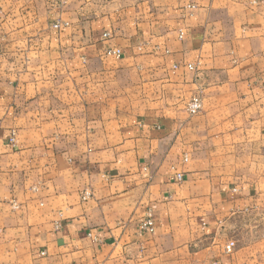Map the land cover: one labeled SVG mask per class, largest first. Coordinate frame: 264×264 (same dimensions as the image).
I'll return each mask as SVG.
<instances>
[{
	"label": "crops",
	"instance_id": "crops-1",
	"mask_svg": "<svg viewBox=\"0 0 264 264\" xmlns=\"http://www.w3.org/2000/svg\"><path fill=\"white\" fill-rule=\"evenodd\" d=\"M0 264H264V0H0Z\"/></svg>",
	"mask_w": 264,
	"mask_h": 264
},
{
	"label": "built area",
	"instance_id": "built-area-1",
	"mask_svg": "<svg viewBox=\"0 0 264 264\" xmlns=\"http://www.w3.org/2000/svg\"><path fill=\"white\" fill-rule=\"evenodd\" d=\"M50 1L56 2L60 6H63L67 3L68 0H50ZM190 8H193V7H190ZM61 25H62L61 22H57L55 24V29H59ZM183 37H184V33L180 32V38L182 39ZM107 55L120 58L122 56V51L120 49L108 50ZM187 68L189 70H194V66L191 64L188 65ZM202 108H203V103H202V98L200 96L192 97L186 105V110L191 116H195L199 114L202 111ZM11 143L12 144L15 143L14 137L11 139ZM186 160L187 158H185V161ZM175 180L179 183L184 180V177L182 174L177 173L175 176ZM91 195L92 194L90 192H85L82 199L86 201L91 197ZM139 230L141 232L150 233V234L155 233V220H154V216L151 210L147 211L144 221L139 226ZM236 247H237V242H235L234 240H229L223 246V253L226 255L232 254L235 251Z\"/></svg>",
	"mask_w": 264,
	"mask_h": 264
},
{
	"label": "rangeland",
	"instance_id": "rangeland-1",
	"mask_svg": "<svg viewBox=\"0 0 264 264\" xmlns=\"http://www.w3.org/2000/svg\"><path fill=\"white\" fill-rule=\"evenodd\" d=\"M249 234V231L247 229H243V230H235V229H232L230 234H229V240H234L235 242H237V244L239 243L240 244V248L244 249L245 251L246 250H252V248L254 247V244H252V240L249 238L248 236ZM226 244V242L224 243V245ZM238 244V245H239ZM237 245V247H238ZM235 249V251L232 253L234 254L238 249ZM223 251V249H222ZM224 254V253H223ZM232 254H227V256H230ZM226 255V254H224ZM250 260V261H254V258H250L249 257V253L246 251L243 253V260Z\"/></svg>",
	"mask_w": 264,
	"mask_h": 264
}]
</instances>
